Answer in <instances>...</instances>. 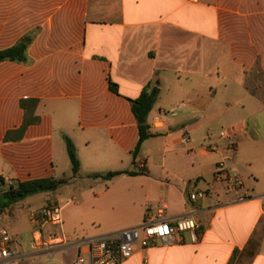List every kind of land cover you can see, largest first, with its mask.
Instances as JSON below:
<instances>
[{"label":"crops","instance_id":"obj_1","mask_svg":"<svg viewBox=\"0 0 264 264\" xmlns=\"http://www.w3.org/2000/svg\"><path fill=\"white\" fill-rule=\"evenodd\" d=\"M27 37L26 62L0 64L1 191L44 178L66 179L65 186L87 173H146L68 197L57 195L63 186L47 193L56 197L41 209L55 203L64 222L45 226V240L62 232L64 244L32 253L20 247L14 264H74L83 241L185 216L196 220L198 241L184 233L171 245H138L125 264H232L262 219L263 195L244 187L241 200L215 174L220 163L231 169L260 129L264 0H0V51ZM156 82L148 118L156 136L133 164L140 137L131 100ZM27 117L36 121L21 133ZM223 130L236 133L233 141L219 139ZM65 138L80 162L74 175L70 161L71 177ZM195 192L205 197L191 201ZM263 259L261 247L252 264Z\"/></svg>","mask_w":264,"mask_h":264},{"label":"built area","instance_id":"obj_2","mask_svg":"<svg viewBox=\"0 0 264 264\" xmlns=\"http://www.w3.org/2000/svg\"><path fill=\"white\" fill-rule=\"evenodd\" d=\"M236 133L223 130L219 139L233 141ZM185 143L190 142L189 137H184ZM210 151H217L218 146L209 147ZM217 182L224 186L228 193L239 196L241 200L247 197L243 193L245 187L243 180L232 173L225 163H220L215 174ZM205 197L203 192H195L190 195L191 201ZM261 214L264 217V195L261 197ZM30 221L35 225L32 236V250L50 251L52 247L64 244L65 236L62 232L50 235L52 242L45 240V226L61 228L63 225L62 209L54 204L46 206L40 211L32 212ZM198 225L191 216L181 217L173 224L166 221L145 223L141 227L125 229L118 233L105 237L92 238L83 241L82 250L74 264H125L135 253L138 245L143 248L154 247L158 243L163 245L173 244L176 234L189 233L194 241H198ZM19 236L5 224L4 216L0 213V264H14L22 260L24 252L20 250Z\"/></svg>","mask_w":264,"mask_h":264},{"label":"trees","instance_id":"obj_3","mask_svg":"<svg viewBox=\"0 0 264 264\" xmlns=\"http://www.w3.org/2000/svg\"><path fill=\"white\" fill-rule=\"evenodd\" d=\"M31 42V38H24L21 42H19L16 46L0 51V64L5 61L11 62H20L25 63L26 51L27 47ZM110 89L112 92L118 94V86L110 82ZM160 95L159 82H156L155 85H149L144 89L141 96L136 100H131V107L133 115L135 116L138 127H139V142L135 150L133 151V164H136V158L139 155L142 144L156 135L151 132V127L148 123V118L150 113L152 112L158 97ZM37 105V101H35V106ZM36 120H32L30 118L25 119L24 126L21 129V133L25 131V129ZM66 139L67 152L72 164L73 173L77 175L80 169V162L77 157L76 147L73 142L69 138ZM146 171L133 172V171H122V172H111L107 175H94L95 178H102L105 180L113 179L118 175H130L136 176L139 174H145ZM4 181L0 179V184ZM68 181L64 180H56L53 178H44V179H36L30 180L26 182H19L16 185H12L6 190L2 196L0 197V213L5 210L7 212H13L14 206L25 200L28 197L41 194V193H50L57 191L61 186L66 184ZM1 187V185H0ZM0 192L1 189H0ZM55 203H50L48 206H52ZM264 241V217H262L255 233L250 238L246 247L242 252H236L235 256L232 260V264H252L254 259L258 256L260 249L262 247Z\"/></svg>","mask_w":264,"mask_h":264},{"label":"rangeland","instance_id":"obj_4","mask_svg":"<svg viewBox=\"0 0 264 264\" xmlns=\"http://www.w3.org/2000/svg\"><path fill=\"white\" fill-rule=\"evenodd\" d=\"M259 132L255 137L253 132L247 142L240 147V153L236 155L233 166L230 165L233 174L238 175L244 182L245 188L251 192L254 196L264 195V111L258 119ZM220 129H215V132H220ZM66 161V175L71 177L72 168L70 164L69 156L64 148L62 158ZM61 168H64L62 161L60 162ZM61 172V171H60ZM63 173L58 178H63ZM110 180H95L93 175L87 173L83 178H72L68 185L63 186L57 195L68 197L75 191H89L92 187H97L99 184L109 183ZM124 188H131L130 185H124ZM222 190L224 188L222 187ZM225 191V190H224ZM3 192H0V197ZM191 195V194H190ZM56 197V194L41 193L26 198L21 201L26 206L25 209L18 208L16 217H12L13 212L1 211L4 216L5 224L12 230L13 233L19 236V242L22 249L26 252H34L32 250V236L35 230V225L30 221L29 212L33 210H39L46 205L47 200ZM52 202H48L50 204ZM54 205V204H53ZM62 210V215H63ZM64 222V221H63ZM45 237L49 236V232L45 231ZM24 251V252H25ZM262 254L264 255V243L262 245ZM258 264H264V259Z\"/></svg>","mask_w":264,"mask_h":264}]
</instances>
